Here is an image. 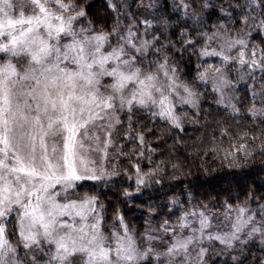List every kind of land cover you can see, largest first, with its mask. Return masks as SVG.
<instances>
[{
	"label": "snow or ice",
	"instance_id": "snow-or-ice-1",
	"mask_svg": "<svg viewBox=\"0 0 264 264\" xmlns=\"http://www.w3.org/2000/svg\"><path fill=\"white\" fill-rule=\"evenodd\" d=\"M246 4V8L236 5L243 12L238 20L222 7L227 23L203 31L198 16L196 37L181 29L177 49L164 31L148 39L154 26L151 19L122 27L120 6L113 0L106 4L117 13L111 32L98 31L90 19L84 25L88 5L82 0H0V264H206L205 239L223 246L232 264H244V246L257 238L264 252V204L258 211L237 206L234 214L226 204L223 229L217 224L215 232L211 222L215 217H209L204 205L199 212H185L172 227L165 220L159 229L146 228L138 240L119 212V228L115 224L111 230L105 228V204L99 195L69 198V190L80 182H103L119 175L115 164L111 170L105 164L111 148L123 154L124 146L117 147L114 137L125 123L124 138L138 141L139 156L144 158L146 126L133 137L137 114L147 113L183 132L188 113L181 110L195 109L198 122L197 89L211 84L218 94L216 103L230 117H239L240 108L228 92L233 87L232 68L243 73L236 77L237 83L245 75L253 81L247 115L254 124L264 125V0ZM253 5L262 10L259 19ZM196 6L195 0L176 5L184 9V16ZM208 6L204 0L203 7ZM155 7L149 0L147 8ZM160 24L163 30L170 26L166 19ZM162 37L166 42L161 43ZM256 37H261L259 44L252 42ZM189 47L198 59L219 61L198 63L192 81L183 78L175 60L176 51L182 54ZM220 127L222 137H231L226 124ZM249 135L243 132L231 145L234 150H223L229 168L238 166L240 153L245 161L254 156L256 147L248 145ZM251 139L259 140L258 149L264 153V129L259 135L251 133ZM215 140L205 156H219ZM153 152L149 147L150 164ZM164 163L144 173L133 165L136 190L164 172L160 166ZM155 182L161 183L162 177ZM124 195L131 193L125 190Z\"/></svg>",
	"mask_w": 264,
	"mask_h": 264
},
{
	"label": "trees",
	"instance_id": "trees-1",
	"mask_svg": "<svg viewBox=\"0 0 264 264\" xmlns=\"http://www.w3.org/2000/svg\"><path fill=\"white\" fill-rule=\"evenodd\" d=\"M119 5L121 16V26L128 23L148 18L154 21V26L149 29L148 39L158 31H164V37L180 47L179 35L181 29H187L190 37H196L197 17L199 24L202 25L199 30L210 29L215 23H227L226 18L221 13V8L232 12L238 20L243 14L237 4L247 7L246 0H207L208 7H203L204 0H195L197 5L194 9L189 8V15L184 16V9H179L176 5L181 0H154L155 9L147 8L149 0H113ZM261 0H256L259 4ZM82 3L88 5V16L84 20V25L90 19L94 22L96 29H103L111 32L116 21L117 13L107 8V0H82ZM233 7H229V5ZM254 15L259 19L261 8L253 5ZM166 19L169 27L166 30L161 28L160 21ZM238 26V25H237ZM141 33L144 31V25H139ZM255 35L254 29H252ZM164 37L161 43L166 42ZM188 37H186L187 39ZM261 37H256L252 42L260 43ZM113 43L115 41L113 40ZM200 44L195 48L198 52ZM175 60L179 63L183 73V78L192 81L197 71V64L219 63L217 58L198 59L194 54L193 48L189 47L181 54L176 51ZM200 70H203L202 68ZM247 69L244 73H247ZM233 79V87L228 90L229 94L235 99L240 108V116L232 118L223 106L216 103L218 94L214 93L211 84L207 86L199 85L197 91L200 93V115L196 117V110L184 108L181 111L188 113L185 117L184 131L172 129L168 124L160 121L159 118L151 119L147 113L137 114L134 120L133 137L139 132L141 126H146L145 135V156L140 158L141 151L138 141L135 139L125 140L124 131L127 129V123L121 128L119 135L114 137L117 147L123 145V154H116V149H110V156L105 167L111 170L115 164L118 176L103 182H84L76 189V197H82L85 194L99 195L102 203L105 204V228L111 230L113 225L119 228V220L116 219L117 212L124 217L125 223L130 229L135 230L134 235L139 240L145 232V229L151 227L159 229L160 225L167 220L169 227L176 225L179 218L185 212H191L193 209L199 212L204 205L208 206L207 214L209 217H215L212 221L220 224L223 228L225 206L231 205L234 210L237 206H244L251 211H258L259 205L264 204V153L258 149L259 140L253 142L251 133L259 135L264 129V125L253 123L251 117L247 115V109L252 103L250 86L253 81L245 75V79L236 82V77L243 73H237L235 68L230 69ZM261 74L256 73V90L259 91ZM259 107V100L257 99ZM123 119L126 121L127 116ZM227 125L232 133L231 137L221 136V125ZM151 129V131H147ZM250 133L247 143L250 147H256L254 156L244 160L243 153L238 154L236 164L229 168L228 161L223 159V150H234L231 145L235 143L237 137L243 132ZM213 137L220 148L219 156L213 158L211 154L205 156V149L213 144ZM222 141V143H221ZM243 142V141H242ZM154 148L152 153V163H149L147 157L148 148ZM164 161L160 166L166 169L155 177L148 185L141 186L137 191L135 168L138 164L142 173L154 169L157 164ZM173 164L177 165L173 168ZM131 176V179L128 177ZM162 177L161 183H156L155 179ZM228 183L231 185L225 187ZM125 190L131 193L125 196ZM251 196V200H249ZM259 219V216H257ZM179 229H177L178 231ZM216 231V227L214 232ZM163 235L160 232H154L153 235ZM168 239L169 237L166 236ZM204 243V242H203ZM204 245V244H203ZM163 246V245H161ZM239 250L240 245L236 246ZM246 259L244 264H259L264 259V252H261L258 238L244 246ZM218 253L208 257L206 264H232L231 255L224 254L222 248ZM239 252H233L232 255H238ZM23 255V253H21ZM255 256V260L253 257Z\"/></svg>",
	"mask_w": 264,
	"mask_h": 264
},
{
	"label": "rangeland",
	"instance_id": "rangeland-1",
	"mask_svg": "<svg viewBox=\"0 0 264 264\" xmlns=\"http://www.w3.org/2000/svg\"><path fill=\"white\" fill-rule=\"evenodd\" d=\"M125 140H128V139H125ZM111 153V152H110ZM110 156V155H109ZM84 182H91V183H94V181H83V182H80V185H82ZM231 184L230 183H228L225 187H228V186H230ZM78 188V187H77ZM77 188H75V189H70L69 190V198H71V199H76V198H78V197H76V196H74V194H76V189ZM14 222V221H13ZM189 222L191 223L192 222V217H189ZM212 222V224H213V229H212V231L214 232V229H215V226L217 225V224H215L213 221H211ZM194 226L195 227H198L199 225H198V222L197 223H195L194 224ZM221 229H223V228H221ZM224 230H226V229H224ZM178 231H180V230H178ZM184 234L185 235H187L188 234V231L186 230L185 232H184ZM162 235V234H161ZM169 237V239H170V235L168 236ZM165 240H168V238L167 237H165ZM158 244H159V242H157ZM204 245V247H207L208 249H209V251H208V253H207V257H206V260L208 259V257H212L213 255H216L219 251H218V249L219 248H223V246H221V245H219V243L218 242H209V241H207L206 239L204 240V243H203ZM160 247H163V246H161L160 245ZM193 255H195V252H193Z\"/></svg>",
	"mask_w": 264,
	"mask_h": 264
}]
</instances>
